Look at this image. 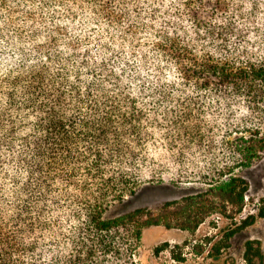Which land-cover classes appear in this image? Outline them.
Segmentation results:
<instances>
[{
    "label": "trees",
    "instance_id": "16d2710c",
    "mask_svg": "<svg viewBox=\"0 0 264 264\" xmlns=\"http://www.w3.org/2000/svg\"><path fill=\"white\" fill-rule=\"evenodd\" d=\"M263 154L264 0H0V264H137L151 226L234 220ZM166 176L204 189L106 216Z\"/></svg>",
    "mask_w": 264,
    "mask_h": 264
},
{
    "label": "rangeland",
    "instance_id": "374dc122",
    "mask_svg": "<svg viewBox=\"0 0 264 264\" xmlns=\"http://www.w3.org/2000/svg\"><path fill=\"white\" fill-rule=\"evenodd\" d=\"M235 175L245 179L249 189L244 208L234 220L212 215L195 231L151 226L143 233L135 255L136 263L247 264L245 253L249 240L260 242L264 261V217L258 215L260 209L264 208V154L253 165L237 169ZM203 189L204 186L200 183H181L166 176L163 180L141 185L133 195L115 202L106 212V216L115 217L140 207H156ZM252 214L256 216L253 224L243 227L229 239L225 238L234 223L242 224ZM214 245L221 246L218 258L209 256ZM157 248H160L159 252L156 251ZM200 248L203 252L198 251ZM172 251L176 254L183 253L185 260H175Z\"/></svg>",
    "mask_w": 264,
    "mask_h": 264
}]
</instances>
